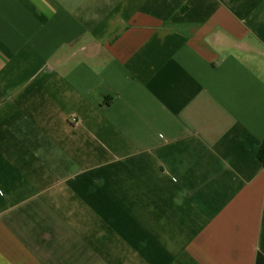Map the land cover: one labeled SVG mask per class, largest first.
<instances>
[{
	"label": "crops",
	"instance_id": "1",
	"mask_svg": "<svg viewBox=\"0 0 264 264\" xmlns=\"http://www.w3.org/2000/svg\"><path fill=\"white\" fill-rule=\"evenodd\" d=\"M264 0H0V264H264Z\"/></svg>",
	"mask_w": 264,
	"mask_h": 264
},
{
	"label": "trees",
	"instance_id": "2",
	"mask_svg": "<svg viewBox=\"0 0 264 264\" xmlns=\"http://www.w3.org/2000/svg\"><path fill=\"white\" fill-rule=\"evenodd\" d=\"M258 158L259 160L262 162L263 166H264V142L262 143L260 150L258 152Z\"/></svg>",
	"mask_w": 264,
	"mask_h": 264
}]
</instances>
